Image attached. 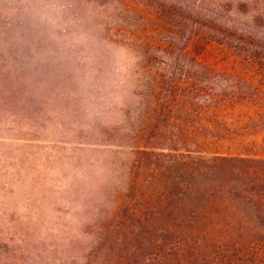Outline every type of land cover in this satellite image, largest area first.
<instances>
[{"label":"rangeland","instance_id":"obj_1","mask_svg":"<svg viewBox=\"0 0 264 264\" xmlns=\"http://www.w3.org/2000/svg\"><path fill=\"white\" fill-rule=\"evenodd\" d=\"M125 4L0 0V264L99 259L94 225L128 191L140 125L161 116L137 45L158 37L157 21ZM151 54L156 71L163 56ZM255 115L239 116L243 145L218 139L206 150L264 151V113Z\"/></svg>","mask_w":264,"mask_h":264},{"label":"trees","instance_id":"obj_2","mask_svg":"<svg viewBox=\"0 0 264 264\" xmlns=\"http://www.w3.org/2000/svg\"><path fill=\"white\" fill-rule=\"evenodd\" d=\"M123 10L157 21L158 37L137 45L161 116L134 135L128 191L94 225L90 257L264 264V151L206 150L218 139L243 145L239 116L264 113V0H131Z\"/></svg>","mask_w":264,"mask_h":264}]
</instances>
